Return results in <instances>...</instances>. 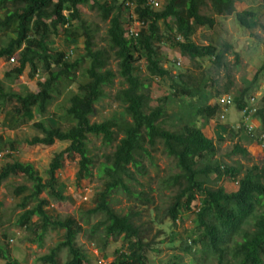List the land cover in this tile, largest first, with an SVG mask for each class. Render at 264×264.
I'll return each mask as SVG.
<instances>
[{"label": "trees", "instance_id": "trees-1", "mask_svg": "<svg viewBox=\"0 0 264 264\" xmlns=\"http://www.w3.org/2000/svg\"><path fill=\"white\" fill-rule=\"evenodd\" d=\"M261 1L264 4V0ZM209 3L216 15H234L241 26L252 27L250 19L254 17V12L237 11L235 0H209ZM83 5L101 11L109 18L106 31L108 49L93 47L91 26L81 17ZM203 5L204 0H165L161 8H154L149 0H0V32L7 39V43L0 46V59L9 62L13 58L17 61L5 72L4 78H17L27 68L29 78L39 73L43 75L36 83L37 91L27 93L14 92L0 80V106L13 100L15 102L7 112L13 123L10 128L23 125L35 128L38 133L26 140L29 145L47 147L55 141L68 143L53 155L44 181L29 162L13 161L0 167V184L16 175L24 176L30 183L14 189L16 196L25 193L18 204L21 213L15 220L16 226L32 230L39 243L49 229L65 231L64 240L38 258L42 264H61L56 253L63 247L67 249L68 258L62 264H84L88 261L83 249L75 244V237L82 226L70 216L52 218L46 212L48 198H41L40 195L46 192L56 200L65 199L57 190L56 176L65 157H79L77 181L90 175L93 160L88 156L86 146L89 135L100 137L104 145L116 142L112 152L104 155V161L98 166V173L103 177V188L98 192L95 205L86 210L82 217L87 222L88 216L101 215L91 227V232L101 229L105 242L109 238L129 235L126 250H117L110 264H148L147 251L157 252L151 249L148 227L135 218L139 212L128 210L120 213L111 206V194L116 191H123L144 205L152 204V198L147 193L131 191L126 182L134 173L129 165L138 171L140 159L150 157L145 144L152 148L160 144L161 153L172 158L178 169L164 180L166 187L176 189L175 193L162 219L155 216L151 223L160 225L164 218L175 223L182 213L191 212L195 216V227L184 249L193 255L192 261L197 260L198 264H264V164L252 165L239 176L242 165L225 164L216 158L214 139L204 134V120L194 119V115L212 117L218 104L207 102L205 98L210 95L199 85L192 89L187 88L186 84L179 85L159 55V45L169 43L177 47L190 62L209 58L215 66L222 65L224 52L229 50V45L219 50L213 42L203 45L192 39L199 29H213L216 24L213 16L200 13ZM130 14L142 23L137 36L127 35L125 26L134 20L127 17ZM59 32H62L65 41L71 43H77L83 37L84 52L70 59L66 51L50 47V36ZM111 55L117 61V73L107 66ZM141 58L145 60L144 77L138 75L139 68L135 65ZM84 62L86 65L82 67ZM262 72L264 62L248 87L233 98L231 104L239 112L248 104L247 97L255 89ZM77 73L86 79L78 80ZM116 74L121 77L122 84H126L113 95L123 109L121 117L90 122L94 103L106 95L104 87L113 84ZM153 78L169 79L173 95L181 92L187 96L189 113L179 118L180 125L176 129L162 125L168 95L150 96L148 87ZM73 83L77 84L76 90H67L64 94L68 103L63 115L64 124L46 128L41 121H34L35 113L44 117L55 95ZM194 98L200 100L199 106ZM260 113L261 109H257L253 116ZM217 128L225 129L221 125ZM218 139L223 140L220 135ZM18 143L0 134V150L15 149ZM229 154L244 155L246 149L235 144ZM223 179L236 182V187L227 189L222 184L216 187L211 185ZM33 217L37 220L33 221ZM159 234L156 232L154 237ZM2 237L5 238L6 234L2 233ZM194 245L196 249L191 252ZM0 259L4 260V264H21L10 256L7 247L2 244Z\"/></svg>", "mask_w": 264, "mask_h": 264}, {"label": "rangeland", "instance_id": "rangeland-1", "mask_svg": "<svg viewBox=\"0 0 264 264\" xmlns=\"http://www.w3.org/2000/svg\"><path fill=\"white\" fill-rule=\"evenodd\" d=\"M157 1L160 8L165 3V0ZM204 3L205 5L200 8V13L213 16L216 20V25L210 30L208 28L199 29L194 33L192 39L197 44L203 45L213 42L219 50L225 49V46L229 45V50L224 52L222 66H215L209 58L190 62L177 47H173L169 43L159 45V55L163 58V65L176 78L175 80H177L179 85L186 84L189 89L196 88L199 85L205 90L206 94L210 95L209 98H205L207 102L213 100L214 103L221 107L212 117L194 115V119L200 118L204 120L203 132L208 137L213 138L215 136L213 139L217 146L216 158L225 164L242 165V173L239 175L242 176L246 168L256 164L259 166L264 164V139L258 140L257 138L262 133L254 130L255 136L252 137L245 132L238 133L240 134L238 139H242V141L237 143L234 137H230V134L223 131L224 138L219 141L214 135V127L216 123L219 124V121L223 120L220 115L222 114L221 110L225 106L220 103L219 99L228 95L232 97L234 94L233 98L237 97L244 88L248 87L255 70L264 62V4L261 0H235L237 11L254 12L256 24L246 28L238 23L234 15H216L210 7L209 0H204ZM81 17L91 26L93 47L108 49L106 31L109 18L105 17L103 12L89 8L88 5L81 6ZM50 40V47L55 50L66 51L70 59H74L84 52L83 37H80L77 43H71L65 41L62 37V32H59L58 35L50 36ZM5 43H7L6 35L0 32V46ZM144 62L143 58L135 62V65L139 68L137 73L141 77L146 75ZM16 64V59L12 63L0 59V67L3 68L4 72ZM85 65L86 62L82 64V67ZM107 66L117 73L118 65L113 55L109 57ZM28 70L27 68L23 75L17 78L1 81L14 92L27 93L28 91H37L38 86L36 83L43 78V75L39 73L29 78ZM261 74L258 78L259 80H257L256 89L264 82V73ZM77 79L85 80L86 77L77 73ZM145 82L148 83L146 80ZM149 83L148 89L151 97H160L163 93L168 95L163 127L171 130L178 128L180 125L179 118L189 113V107L186 104L187 99H185L187 96L181 94V92L173 95L169 79L153 78ZM125 86L126 84H122L121 77L116 74L113 84L104 87L106 95L94 103V112L89 116L90 122H102L109 118L121 117L123 109L113 99V95L116 90ZM76 87L77 84L73 83L70 87L62 89L61 93L55 95L48 106L46 115L43 117L35 113L34 121H41L46 128L51 127V125L64 124L63 115L68 105L64 94H66L67 90H76ZM215 91L218 94H214ZM254 93L255 90H252L247 98H255ZM194 102L198 106L201 104L199 99L194 98ZM14 103L13 100L7 102L4 106H0V134L4 138L17 140L19 143L16 144L15 149L5 148L0 150V167L13 161L29 162L33 164V167L44 181L47 178L46 170L53 155L63 150L68 143L55 141L51 146L47 147L27 144L26 140L38 132L30 125H23L14 129L10 128L12 122L7 117V112ZM233 105L230 104L231 107L226 109L227 116L231 113L239 115ZM193 110L195 113V109ZM34 112L36 111L34 110ZM217 120L218 122H216ZM221 126L226 127L227 125L223 123ZM243 134L247 135L246 137L248 138ZM115 143L104 145L100 137L89 135L86 146L88 148V156L93 160V165L90 167V175L77 181L76 173L79 157L77 155L65 157L62 167L57 171L56 175L58 179L57 190L65 196V199L56 200L46 192L40 195L41 198H48L49 204L46 207V212L52 218L63 219L70 216L82 226V230L75 237V244L86 253L88 261L84 264H110L115 258L117 250L118 252L126 250L127 240L129 239V235H121L114 239L109 238L105 242L104 238H102L101 229H95L93 233L91 232V227L101 218V215L88 216L87 222L82 219L85 216L83 215L84 212L95 205L98 192L103 188V177L98 173V166L104 161V155L112 152ZM235 144H239L246 149V154H229ZM144 146L148 149L150 157L143 156L140 159L141 166L138 171L129 165L130 170L134 173L133 177L126 180V182L131 191H144L147 193L152 198V204L144 205L125 192L116 191L111 194V206L120 213L128 210L139 212L135 218L138 222L148 227V240L151 241V249L153 248L157 251H147L148 264H167L171 262L177 264H198L197 260L192 261L193 255L184 249V245L189 242L188 238H190L191 231L195 227V216L193 213H182L175 223H172L167 218H164L160 225L151 223L155 216H158L159 220L160 218L162 219L164 210L176 190L174 187H166L164 180L178 172V169L175 167L172 158H168L161 153L160 144H156L153 148L147 144ZM220 184L227 189L236 187V182H231L227 179L214 182L211 185L216 187ZM20 185L28 186L30 183L24 176L16 175L11 176L0 184V244L7 247L10 256L16 258L21 264H42L38 258L48 253L58 242L63 241L65 231L64 229H49L44 234L42 242L39 243L32 230H25L15 225V220L21 213V208H19L18 204L21 202V196L25 194L15 195L14 189ZM155 207H157V210H155ZM32 220L36 221L37 218L33 217ZM156 232L160 234L154 237ZM2 233L6 234L5 238L2 237ZM195 249L196 246L194 245L191 252ZM56 257L62 264L68 258L67 249L63 247L58 250ZM0 264H4V260L0 259Z\"/></svg>", "mask_w": 264, "mask_h": 264}, {"label": "crops", "instance_id": "crops-1", "mask_svg": "<svg viewBox=\"0 0 264 264\" xmlns=\"http://www.w3.org/2000/svg\"><path fill=\"white\" fill-rule=\"evenodd\" d=\"M250 21H251V23H253L252 24V26H255V24H256V18H255V15H254V17L253 18H251L250 19ZM216 25V24H215ZM201 29H203V28H201ZM209 29V28H208ZM210 30V29H209ZM262 65V64H261ZM260 65V66H261ZM222 66V65H221ZM259 66V67H260ZM258 70V69H257ZM257 70H255V72H254V74L256 73V71ZM262 73H264V72H262ZM4 74H5V72H4V70H3V68L2 67H0V80H4L5 78H4ZM254 74H253V76H254ZM262 75V74H261ZM259 80V79H258ZM262 85L261 86H259L258 88H259V90H258V88L256 89H254L255 90V93H254V96H255V103H256V108L258 109V110H260L261 109V113L259 114V115H254L252 118H251V122H252V124L254 125V130H257V131H259L260 133H262V135H264V129L262 128L263 127V124H264V91H263V88H264V82L263 83H261ZM256 85H257V83H256ZM262 89V90H261ZM230 94V93H229ZM231 96V95H230ZM233 96H235V94L234 95H232V97ZM238 96V95H237ZM209 103H214L213 102V100H210V101H208ZM217 104V103H216ZM229 107H231L230 105L228 106V107H224L221 111H222V114L224 115V118H223V120H220L219 121V124H215V127H214V135H216V137L218 138V136L220 135L222 138H224L223 137V135L224 134H222L223 133V131H224V133H225V131L228 133V134H230V137H234L235 139H236V142L238 143V142H240V141H242V139H238L239 137H240V134H238V133H241V132H244V131H242V128H241V126H240V123H241V115H240V112L238 111V109L233 105V107H234V109H235V111H237V112H239V115H240V117H239V115H236L235 113L233 114V113H231V114H229V116H227L226 115V109L227 108H229ZM219 108H221L219 105H218V109L217 110H219ZM225 111V112H224ZM224 112V113H223ZM8 118H9V120H11L10 119V117L9 116H7ZM13 120V119H12ZM12 122V121H11ZM216 122H218V120L216 121ZM226 124L227 126L225 127V129H219V128H217V126H219V125H222V124ZM13 124V123H12ZM17 128H20V127H17ZM207 129V128H206ZM205 134V133H204ZM206 135V134H205ZM245 137L247 136V135H245V134H243ZM207 136V135H206ZM213 138H215V136L213 137ZM246 138H248V137H246ZM264 139V138H263ZM1 157V156H0Z\"/></svg>", "mask_w": 264, "mask_h": 264}, {"label": "built area", "instance_id": "built-area-1", "mask_svg": "<svg viewBox=\"0 0 264 264\" xmlns=\"http://www.w3.org/2000/svg\"><path fill=\"white\" fill-rule=\"evenodd\" d=\"M149 3L154 8H157L159 6V3L157 0H149ZM127 17H131L133 19L135 18V16L133 14H130ZM141 27H142V23L134 19L133 21L129 22V24H126V26H125V28L127 30V35L129 34L130 36H137V31ZM9 62L10 63L14 62V59L10 58ZM232 100H233V97H231L230 95L224 96L221 99H219L220 103L223 106L230 105ZM256 110H257V108L255 106V98L250 97L248 99V104L245 105L240 111L241 118H242L241 127L244 130V132L246 134H248V136H250V137L255 136L254 125L251 122V118L253 117V114L256 112ZM220 118H224V115L221 114ZM257 138H258V140L263 139L264 135L260 134ZM0 156H1V154H0Z\"/></svg>", "mask_w": 264, "mask_h": 264}, {"label": "clouds", "instance_id": "clouds-1", "mask_svg": "<svg viewBox=\"0 0 264 264\" xmlns=\"http://www.w3.org/2000/svg\"><path fill=\"white\" fill-rule=\"evenodd\" d=\"M226 107V106H225ZM241 115V114H240ZM241 121H242V118H241ZM240 126H241V123H240ZM242 128V127H241ZM243 130V129H242ZM244 131V130H243Z\"/></svg>", "mask_w": 264, "mask_h": 264}]
</instances>
